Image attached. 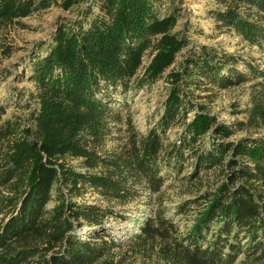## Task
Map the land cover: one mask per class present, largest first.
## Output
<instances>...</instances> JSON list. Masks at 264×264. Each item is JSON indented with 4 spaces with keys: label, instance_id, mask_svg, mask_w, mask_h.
Instances as JSON below:
<instances>
[{
    "label": "trees",
    "instance_id": "16d2710c",
    "mask_svg": "<svg viewBox=\"0 0 264 264\" xmlns=\"http://www.w3.org/2000/svg\"><path fill=\"white\" fill-rule=\"evenodd\" d=\"M80 1L0 0V27L53 5L70 11ZM158 1L93 0L59 26L46 55L32 64L38 107L31 119L3 121L0 104V264H117L114 251L125 244L146 248L163 264H264V134L232 140L264 133V70L221 47L191 51L181 71L170 72L156 127L140 135L126 120V146L105 150L112 125L123 119L109 107L113 95L155 84L189 46L175 33L176 11L160 16ZM222 2L224 10L214 13L220 34L262 48L264 0ZM247 83L253 84L246 121L230 126L203 107L188 121L194 103L184 88L207 93ZM177 126L178 140L165 145L163 136ZM191 161L193 177L213 171L221 179L196 201L187 232L157 210L139 224L140 235L120 242L103 226L118 216L114 209L76 201L88 190L121 205L159 194L164 166L181 170ZM84 227L98 230L83 240L76 231Z\"/></svg>",
    "mask_w": 264,
    "mask_h": 264
},
{
    "label": "rangeland",
    "instance_id": "374dc122",
    "mask_svg": "<svg viewBox=\"0 0 264 264\" xmlns=\"http://www.w3.org/2000/svg\"><path fill=\"white\" fill-rule=\"evenodd\" d=\"M93 0H81L70 11H64L58 6H51L47 10L35 12L27 18L19 19L9 26L0 27V104L6 108L3 121L13 118L31 119L37 109V103L31 99L35 92L31 82L32 64L36 58L46 55L59 26L78 19L80 15L91 8ZM96 3L99 0H94ZM223 1V0H222ZM222 1L218 0H160L156 2L158 14L166 16L175 10L178 23L175 33L187 38L188 48L182 51L173 66L163 77L153 85L130 89L126 94L118 91L108 102L115 114H121L122 122L112 125V134L107 141L106 151H117L128 143L130 132L126 120H131L134 131L140 135H147L163 117L165 103L170 89V72H180L186 57L192 55L202 46L221 47L227 53L236 54L244 60L264 70V45L250 47L235 34L221 33L217 29L214 13L224 10ZM98 8L95 10L97 14ZM82 19V18H81ZM91 19V18H90ZM89 19V20H90ZM88 20V21H89ZM88 26H86L87 28ZM10 49V56L6 50ZM152 57L148 54L144 58V67L148 66ZM240 71L245 66L239 65ZM247 83L234 85L228 89H214L203 93L194 87L184 88L186 94L194 103L188 121L193 117L198 107H203L220 122L234 125L237 121H246L245 112L251 107V85ZM211 95V96H208ZM183 131L177 126L165 133L163 142L169 145L178 140ZM264 134L263 131L239 133L232 138L236 141L247 135ZM210 146L209 139L206 140ZM70 165L79 167V161L69 159ZM188 162L181 170L164 166V186L159 194L145 196L140 200L121 205L119 202H108L97 192L88 190L82 199L76 200L87 205H102L111 207L116 212L113 218L105 222L104 228L114 239L128 243L135 235H140L139 224L147 218L154 217L157 210H163L168 219L174 221L181 232H187L196 218V201L207 192L214 191L218 185L219 172H203L193 177L194 167ZM176 163H173L175 166ZM150 195V196H149ZM55 201L50 207H54ZM189 209L184 213L185 209ZM91 234L98 230L84 227ZM87 235H79L83 240ZM116 249L113 259L117 264H163L156 254L151 255L146 248L139 245L125 244Z\"/></svg>",
    "mask_w": 264,
    "mask_h": 264
},
{
    "label": "water",
    "instance_id": "95a60500",
    "mask_svg": "<svg viewBox=\"0 0 264 264\" xmlns=\"http://www.w3.org/2000/svg\"><path fill=\"white\" fill-rule=\"evenodd\" d=\"M77 235H86L88 233V230L86 229H80L76 231Z\"/></svg>",
    "mask_w": 264,
    "mask_h": 264
}]
</instances>
